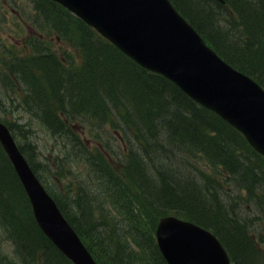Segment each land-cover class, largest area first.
<instances>
[{
  "label": "trees",
  "instance_id": "1",
  "mask_svg": "<svg viewBox=\"0 0 264 264\" xmlns=\"http://www.w3.org/2000/svg\"><path fill=\"white\" fill-rule=\"evenodd\" d=\"M172 1L217 52L264 86V0ZM32 2L39 23L66 36L74 33L84 61L66 66L48 45L35 42L34 54L15 58L8 73L2 72L7 84L17 82L11 89L18 103L57 140L61 154L53 156L43 175L35 145L24 139L20 148L44 181L52 174L59 182L69 180L64 199L61 189L59 194L45 185L98 263L168 264L155 230L160 217L174 213L213 230L235 264H264V157L218 114L139 65L63 6ZM228 12L231 16H225ZM221 14L229 18L227 27L218 26ZM88 123L97 127L91 125L98 138L103 139L98 128L111 123L127 139L119 149L109 140L105 147L101 141L94 144L81 134L91 129ZM80 163L77 172L73 164ZM231 184L245 193L235 196ZM226 193L232 198H224ZM240 199L253 216L241 218ZM0 222L26 264H72L38 226L1 143Z\"/></svg>",
  "mask_w": 264,
  "mask_h": 264
},
{
  "label": "water",
  "instance_id": "2",
  "mask_svg": "<svg viewBox=\"0 0 264 264\" xmlns=\"http://www.w3.org/2000/svg\"><path fill=\"white\" fill-rule=\"evenodd\" d=\"M144 67L158 71L240 130L264 155V88L206 45L169 0H56ZM0 140L31 199L44 232L77 264H96L35 176L8 127ZM157 240L169 264H230L209 230L174 216L161 218Z\"/></svg>",
  "mask_w": 264,
  "mask_h": 264
},
{
  "label": "rangeland",
  "instance_id": "3",
  "mask_svg": "<svg viewBox=\"0 0 264 264\" xmlns=\"http://www.w3.org/2000/svg\"><path fill=\"white\" fill-rule=\"evenodd\" d=\"M33 8L34 6L32 0H0V68L6 70L5 60L9 61V59L15 55L29 56L32 52L29 45V38L34 35L44 40H49L53 45L52 48L59 55L62 54L63 56L64 52H69L72 58L69 65L80 64L83 58H81L78 48L76 47V38H73V40H71L72 44H70V40L57 38L58 35H56L55 31H51L48 27L45 26L42 29L37 27V24L32 18L34 14ZM225 16L231 15L228 12ZM228 21L229 18L226 19L224 15L221 14L219 16L218 26L227 27ZM71 36L73 37V34H71ZM2 82L3 81L0 80V117L3 119L7 118L13 122L15 126V135L17 134L16 137L20 142H23L26 137L27 140H30L34 145H36L39 152V156L36 160L37 168L45 171L46 166L48 167L52 164L53 156L55 154H59L57 140L41 126L38 118L30 116L29 113L21 107L16 100L17 98L15 96V92L7 86H4ZM88 125L93 124L88 123ZM93 126L96 127L95 125ZM27 127L31 129L29 132L26 129ZM108 128H110V126H108ZM108 128L105 129V131L102 130L103 137L109 136L114 144V147L119 149L122 142L120 143L118 139L122 138L120 133L123 131L121 129L120 132L117 129V131L113 130L112 133L115 137H112L109 135ZM26 135L29 136L27 137ZM49 151H51V154ZM111 162L115 168L119 169L115 160H112ZM77 167V172H79L82 169L83 164L80 163ZM205 170L208 173L213 174L215 169L211 166H207ZM217 177L220 184L226 187L227 185L224 177L220 174H218ZM46 179L52 189H61L65 194L68 193V188L70 186L69 180H66V182H59V179L52 177V175ZM220 196H222V194H220ZM224 196L225 198L232 197L228 194H225ZM238 204V212L241 217L245 218L254 215V210L245 209V204L242 199L238 201ZM229 207L227 206V208ZM254 233L257 237L260 236L258 231L254 230ZM7 237L8 235H6L5 231L0 226V259L5 264H21L20 259L15 258L16 254L13 244Z\"/></svg>",
  "mask_w": 264,
  "mask_h": 264
},
{
  "label": "bare ground",
  "instance_id": "4",
  "mask_svg": "<svg viewBox=\"0 0 264 264\" xmlns=\"http://www.w3.org/2000/svg\"><path fill=\"white\" fill-rule=\"evenodd\" d=\"M238 1V0H237ZM240 7V6H239ZM259 24V23H258ZM253 29V28H252ZM234 37V36H233ZM243 57V56H242ZM251 68V67H250ZM123 72V71H122ZM59 73V72H58ZM60 74V73H59ZM92 81V80H91ZM66 82V81H65ZM70 82V81H69ZM96 82V81H95ZM66 83H68V82H66ZM128 85H129V83H128ZM62 87V86H61ZM113 87V86H112ZM167 87V86H166ZM56 88V87H55ZM111 88V87H110ZM13 89V88H12ZM108 89V88H107ZM57 90V89H56ZM61 91V90H60ZM105 91V90H104ZM118 91V90H117ZM172 92V91H171ZM8 93V92H7ZM56 93V92H55ZM95 93V92H94ZM52 94V93H51ZM89 94H91V93H89ZM45 95V94H44ZM107 95H108V92H107ZM90 96V95H89ZM159 96V95H158ZM2 98V97H1ZM87 98V97H86ZM38 99H39V97H38ZM41 100V99H40ZM89 100H91V99H89ZM1 101V100H0ZM83 101V100H82ZM33 102V101H32ZM84 103H85V101H84ZM83 103V104H84ZM24 104V103H23ZM87 104V103H86ZM150 104V103H149ZM163 104V103H162ZM172 104V103H171ZM37 105V104H36ZM190 105V104H189ZM146 106V105H145ZM160 106V105H159ZM11 108V107H10ZM166 108V107H165ZM186 108V107H185ZM28 109V108H27ZM34 109V108H33ZM77 110V109H76ZM164 110V109H163ZM188 110V109H187ZM16 111V110H15ZM18 111H20V110H18ZM150 112V111H149ZM153 112V111H152ZM180 112V111H179ZM40 113V112H39ZM52 113V112H51ZM170 113V112H169ZM16 114V113H15ZM48 115V114H47ZM169 115V114H168ZM27 116V115H26ZM50 118V117H49ZM146 119V118H145ZM188 121V120H187ZM197 121V120H196ZM195 121V122H196ZM171 126V125H170ZM169 126V127H170ZM136 127V126H135ZM147 127V126H146ZM137 128V127H136ZM156 128V127H155ZM144 129H145V127H144ZM173 129V128H172ZM19 131V130H18ZM179 131V130H178ZM139 134H141L140 132H139ZM183 134V133H182ZM17 135V134H16ZM166 135V134H165ZM141 136V135H140ZM180 136V135H179ZM137 140V139H136ZM172 140V139H171ZM184 141V140H183ZM171 142V141H170ZM174 143V142H173ZM169 144V143H168ZM172 144V143H171ZM149 147V146H148ZM205 149V148H204ZM221 149H222V147H221ZM176 151V150H175ZM204 151V150H203ZM151 152V151H150ZM205 152H206V150H205ZM213 152V151H212ZM175 153V152H174ZM172 154V153H171ZM208 154V153H207ZM174 158V157H173ZM157 159V158H156ZM182 159V158H181ZM184 160V159H183ZM167 161V160H166ZM150 162V161H149ZM239 162V161H238ZM124 163V162H123ZM216 163V162H215ZM142 164V163H141ZM144 164V163H143ZM142 164V165H143ZM140 165V164H139ZM133 166V165H132ZM143 167H144V165H143ZM154 167V166H153ZM236 168V167H235ZM143 169V168H142ZM182 169V168H181ZM194 169V168H193ZM243 169V168H242ZM147 171V170H146ZM41 172H43V170H41ZM145 172V171H144ZM234 174V173H233ZM43 175H44V172H43ZM137 175V174H136ZM141 175V174H140ZM61 176V175H60ZM236 176V175H235ZM244 176V175H243ZM36 177H37V179L39 180V181H44L43 180V178H41V176H39V174L36 172ZM138 177V176H137ZM141 179V178H140ZM167 180V179H166ZM145 181V180H144ZM160 181V180H159ZM163 182V181H162ZM237 182V181H236ZM182 183V182H181ZM17 184V183H16ZM146 184V183H145ZM162 184V183H161ZM248 184V183H247ZM163 185V184H162ZM178 185V184H177ZM185 185V184H184ZM11 186V185H10ZM152 187V186H151ZM191 187V186H190ZM231 187H232V189H231V192H234V193H232V194H234L235 196H238V197H240V196H242L244 193H245V191L246 190H244V189H242V191H241V189H240V191H238L235 187L236 186H232V184H231ZM144 188V187H143ZM146 188V187H145ZM184 188V187H183ZM239 188V187H238ZM241 188V187H240ZM147 189V188H146ZM159 189V188H158ZM197 189V188H196ZM263 189V188H262ZM176 190V189H175ZM191 190V189H190ZM193 190V189H192ZM195 190V189H194ZM161 191V190H160ZM224 190H222V192H223ZM72 192V191H71ZM164 192V191H163ZM189 192V191H188ZM187 192V193H188ZM143 194H144V192H143ZM190 194V193H189ZM227 194V193H226ZM162 195V194H161ZM74 196V195H73ZM187 197V196H186ZM164 198V197H163ZM225 198V197H224ZM232 198V197H231ZM235 198V197H234ZM23 199V198H22ZM173 199V198H172ZM210 199V198H209ZM67 200V199H66ZM178 200V199H177ZM182 200V199H181ZM165 201V200H164ZM215 201V200H214ZM217 201V200H216ZM213 202V201H212ZM244 202V201H243ZM167 203V202H166ZM264 203V202H263ZM68 204V203H67ZM185 204V203H184ZM216 204V203H215ZM239 205V204H238ZM159 207V206H158ZM197 207V206H196ZM216 207V206H215ZM261 207V206H260ZM250 208V207H249ZM172 209V208H171ZM186 209V208H185ZM238 210V209H237ZM248 210H251V209H248ZM179 213V212H178ZM189 213V212H188ZM208 213V212H207ZM213 213V212H212ZM232 214V213H231ZM211 215V214H210ZM243 215V214H242ZM17 217V216H16ZM242 218V217H241ZM160 219H161V217L159 218V220H158V222L160 221ZM261 219V218H260ZM251 220V219H250ZM255 220V219H254ZM203 221V220H202ZM255 222V221H254ZM156 225V224H155ZM218 226V225H217ZM244 228V227H243ZM222 231V230H221ZM124 232V231H123ZM17 233V232H16ZM224 233V232H223ZM238 233V232H237ZM240 233V232H239ZM225 234V233H224ZM241 234V233H240ZM128 240H130V238H128ZM35 245V244H34ZM46 258V257H45ZM51 258V257H50Z\"/></svg>",
  "mask_w": 264,
  "mask_h": 264
}]
</instances>
